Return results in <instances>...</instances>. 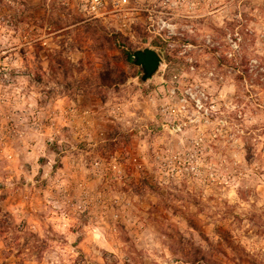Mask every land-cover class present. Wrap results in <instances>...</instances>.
I'll return each instance as SVG.
<instances>
[{"label": "rangeland", "instance_id": "374dc122", "mask_svg": "<svg viewBox=\"0 0 264 264\" xmlns=\"http://www.w3.org/2000/svg\"><path fill=\"white\" fill-rule=\"evenodd\" d=\"M101 1L0 0V264H264V0Z\"/></svg>", "mask_w": 264, "mask_h": 264}, {"label": "water", "instance_id": "95a60500", "mask_svg": "<svg viewBox=\"0 0 264 264\" xmlns=\"http://www.w3.org/2000/svg\"><path fill=\"white\" fill-rule=\"evenodd\" d=\"M162 59L160 55L151 49L139 50L134 53L133 63L141 68V81L147 82L154 77L161 66Z\"/></svg>", "mask_w": 264, "mask_h": 264}, {"label": "built area", "instance_id": "2783aa9c", "mask_svg": "<svg viewBox=\"0 0 264 264\" xmlns=\"http://www.w3.org/2000/svg\"><path fill=\"white\" fill-rule=\"evenodd\" d=\"M126 2H127L126 0H123V1L116 0L114 2L113 6L115 8H119L122 5V3H126ZM102 6L103 5H102V1L101 0H91V6L89 8H90V11H93L94 13H96V12L101 10Z\"/></svg>", "mask_w": 264, "mask_h": 264}, {"label": "trees", "instance_id": "16d2710c", "mask_svg": "<svg viewBox=\"0 0 264 264\" xmlns=\"http://www.w3.org/2000/svg\"><path fill=\"white\" fill-rule=\"evenodd\" d=\"M131 57H132V56H130L128 59L131 60Z\"/></svg>", "mask_w": 264, "mask_h": 264}]
</instances>
